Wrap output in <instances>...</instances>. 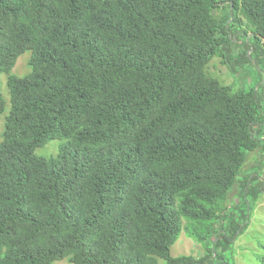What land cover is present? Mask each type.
<instances>
[{"label": "trees", "instance_id": "16d2710c", "mask_svg": "<svg viewBox=\"0 0 264 264\" xmlns=\"http://www.w3.org/2000/svg\"><path fill=\"white\" fill-rule=\"evenodd\" d=\"M240 42L261 93L207 74ZM2 74L0 264H233L263 191L226 207L264 150V0H0ZM183 222L203 258L172 257Z\"/></svg>", "mask_w": 264, "mask_h": 264}, {"label": "rangeland", "instance_id": "374dc122", "mask_svg": "<svg viewBox=\"0 0 264 264\" xmlns=\"http://www.w3.org/2000/svg\"><path fill=\"white\" fill-rule=\"evenodd\" d=\"M243 25L246 27V22L243 21ZM248 37H252L249 33ZM243 41V40H242ZM233 42H236L233 40ZM241 43V42H240ZM245 49L241 43L239 46H235V55L233 62L230 64L226 58L215 57L208 65L206 71L212 77L219 79L223 84L233 87L237 90L238 87L246 89H255L259 93L261 76L259 68L253 65L247 59L245 61ZM251 51L249 52V54ZM30 52H26L18 58L16 66L12 70L11 74L18 77H24L30 73V67L28 65L30 59ZM244 59V60H243ZM242 60L237 66L234 67V62ZM0 89L3 97L5 98L9 107V94L7 89V75H0ZM264 106V105H263ZM264 109V108H263ZM8 114V109L4 115L0 117V142L1 135L4 130L5 116ZM262 133L258 138L262 139V145L264 147V124L261 126ZM58 150V143L51 142L44 148H40L36 151L38 156H55ZM254 178L253 187L263 185L264 191V150L260 148L253 153H250L247 157L237 182L230 192V196L226 203V207L244 206L243 202L239 201L240 190L246 179ZM247 181V180H246ZM258 193L257 199L254 201L250 199V210L247 209V226L243 233L237 234L236 239L232 245V249L227 251L224 255L233 264H258L259 258L264 257V192ZM245 202V201H244ZM238 206V208H239ZM242 219H239L241 221ZM186 222H183V230L181 235L171 248L172 257L191 256L195 259H201L205 256L204 246L196 243V241L187 235L185 230ZM221 250L218 249V254ZM53 264H70L67 260L57 261ZM160 264H165L160 261Z\"/></svg>", "mask_w": 264, "mask_h": 264}]
</instances>
